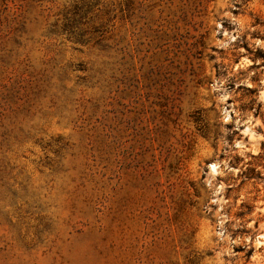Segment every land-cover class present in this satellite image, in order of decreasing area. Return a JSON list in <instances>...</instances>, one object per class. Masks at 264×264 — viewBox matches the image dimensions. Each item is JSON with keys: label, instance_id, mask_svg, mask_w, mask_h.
<instances>
[{"label": "rangeland", "instance_id": "obj_1", "mask_svg": "<svg viewBox=\"0 0 264 264\" xmlns=\"http://www.w3.org/2000/svg\"><path fill=\"white\" fill-rule=\"evenodd\" d=\"M0 264H264V0H0Z\"/></svg>", "mask_w": 264, "mask_h": 264}]
</instances>
